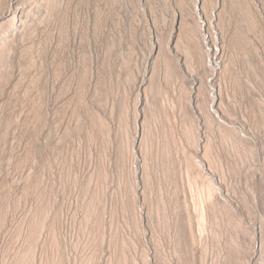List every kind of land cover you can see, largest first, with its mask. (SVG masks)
I'll use <instances>...</instances> for the list:
<instances>
[{
    "label": "rangeland",
    "instance_id": "1",
    "mask_svg": "<svg viewBox=\"0 0 264 264\" xmlns=\"http://www.w3.org/2000/svg\"><path fill=\"white\" fill-rule=\"evenodd\" d=\"M0 264H264V0H0Z\"/></svg>",
    "mask_w": 264,
    "mask_h": 264
}]
</instances>
